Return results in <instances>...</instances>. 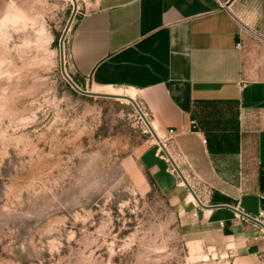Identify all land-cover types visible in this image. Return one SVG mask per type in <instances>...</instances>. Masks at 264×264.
Returning a JSON list of instances; mask_svg holds the SVG:
<instances>
[{
  "label": "rangeland",
  "instance_id": "1",
  "mask_svg": "<svg viewBox=\"0 0 264 264\" xmlns=\"http://www.w3.org/2000/svg\"><path fill=\"white\" fill-rule=\"evenodd\" d=\"M73 10L0 0V264H230L204 215L171 205L155 174L170 160L134 105L63 76Z\"/></svg>",
  "mask_w": 264,
  "mask_h": 264
},
{
  "label": "crops",
  "instance_id": "2",
  "mask_svg": "<svg viewBox=\"0 0 264 264\" xmlns=\"http://www.w3.org/2000/svg\"><path fill=\"white\" fill-rule=\"evenodd\" d=\"M78 3L67 41L70 76L104 92L136 90L208 206L189 198L160 147L155 156L165 165L155 174L175 211L204 215L230 264H264V228L223 207L264 220V0Z\"/></svg>",
  "mask_w": 264,
  "mask_h": 264
},
{
  "label": "water",
  "instance_id": "3",
  "mask_svg": "<svg viewBox=\"0 0 264 264\" xmlns=\"http://www.w3.org/2000/svg\"><path fill=\"white\" fill-rule=\"evenodd\" d=\"M74 3V10L73 13L71 15V18L68 22V25L65 29V32L61 38V71L63 76L65 77V79L68 81V83L78 92L82 93V94H86V95H91V96H99V97H109V98H117V99H125L130 101L134 107L137 109V111L139 112L140 116L147 122L148 127L150 129V131L152 132L153 136L155 137V139L159 142L160 146L162 147V149L164 150V152L166 153L167 157L169 158L171 164L173 165L174 169L177 171V173L179 174V176L182 178L183 182L187 185V187L189 188L190 192L192 193V195L194 196V198L196 199V201L199 203L200 206L202 207H208L205 206V204H203L201 202V200L199 199L198 195L196 194L195 190L192 188V186L189 184L187 178L184 176V174L182 173V171L180 170L178 164L176 163V161L174 160V158L172 157V155L169 153V151L167 150L165 144L163 143V141L161 140V138L158 136V134L155 132V130L153 129L152 124L147 120L144 112L142 111L141 107L139 106V104L136 102V100H134L133 98L127 96L126 94L122 95H117V94H112V93H108V92H98V91H89V90H85L80 88L75 82L74 80L69 76V74L66 71V66H65V60H64V40L67 36V33L72 25V22L78 12V0H73ZM212 207H218V206H212ZM223 207H227L239 214H241L242 216L249 218L250 220L258 223L259 225H261L264 228V223L259 220L258 218L251 216L249 214H247L246 212H243L237 208H235L234 206H231L229 204H225L223 205Z\"/></svg>",
  "mask_w": 264,
  "mask_h": 264
},
{
  "label": "bare ground",
  "instance_id": "4",
  "mask_svg": "<svg viewBox=\"0 0 264 264\" xmlns=\"http://www.w3.org/2000/svg\"><path fill=\"white\" fill-rule=\"evenodd\" d=\"M133 91H135V96L133 95V93H131V92H127V93H123V94H117V95H124V94H126L127 96H129V97H131V98H133L134 100H135V98L137 97V92H136V90H134V89H132ZM109 93H111V92H109ZM112 94H115V93H112ZM135 97V98H134ZM137 102V101H136ZM181 183H183V182H181ZM189 198L191 199V200H195V198H193V196L192 195H190L189 196ZM195 202V201H194Z\"/></svg>",
  "mask_w": 264,
  "mask_h": 264
},
{
  "label": "built area",
  "instance_id": "5",
  "mask_svg": "<svg viewBox=\"0 0 264 264\" xmlns=\"http://www.w3.org/2000/svg\"><path fill=\"white\" fill-rule=\"evenodd\" d=\"M145 113V112H144ZM145 115H147V117H149V119L151 120V118H150V116H149V114L146 112V114ZM193 125H195V121H192L191 122ZM173 131L171 130V133H172ZM203 142H205L206 143V139H204L203 140ZM164 143V142H163ZM163 157H165V156H163ZM172 171L174 172V171H176L175 169H174V167H173V169H172ZM262 198L264 199V195L262 196ZM259 220H261L263 223H264V220H263V218H260V217H257ZM221 224L223 225V222H221Z\"/></svg>",
  "mask_w": 264,
  "mask_h": 264
},
{
  "label": "trees",
  "instance_id": "6",
  "mask_svg": "<svg viewBox=\"0 0 264 264\" xmlns=\"http://www.w3.org/2000/svg\"><path fill=\"white\" fill-rule=\"evenodd\" d=\"M215 195H218V196H220V198L222 199V200H224L225 202H229V198H227L226 196H221L220 194H218V193H215ZM214 195V198H215V200H216V196Z\"/></svg>",
  "mask_w": 264,
  "mask_h": 264
}]
</instances>
